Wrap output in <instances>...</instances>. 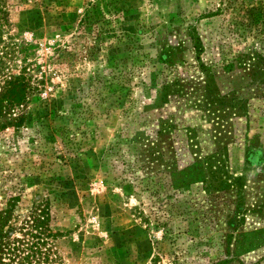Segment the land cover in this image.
<instances>
[{
  "label": "rangeland",
  "instance_id": "1",
  "mask_svg": "<svg viewBox=\"0 0 264 264\" xmlns=\"http://www.w3.org/2000/svg\"><path fill=\"white\" fill-rule=\"evenodd\" d=\"M224 3L3 0L0 55L10 47L14 53L0 77L25 69L36 90L15 111L25 115L21 126L0 132V207L9 196L18 197L16 214L46 201L57 233L52 245L65 264L224 259L231 191L212 198L192 185L168 193L157 165L144 163L145 142L130 141L136 131H153L160 115L176 127L170 144L179 166L193 158L186 127L197 155L225 151L229 173L243 185L242 229L264 230V69L251 75L249 66L234 63L221 70L239 54L264 58V0ZM243 7L261 21L255 36L234 23ZM195 39L199 61L214 74V94L225 102L213 107L216 113L193 104L204 80ZM152 76L157 85L178 80L185 95L151 109ZM162 147L166 160L170 149ZM239 261L264 264V247Z\"/></svg>",
  "mask_w": 264,
  "mask_h": 264
},
{
  "label": "trees",
  "instance_id": "2",
  "mask_svg": "<svg viewBox=\"0 0 264 264\" xmlns=\"http://www.w3.org/2000/svg\"><path fill=\"white\" fill-rule=\"evenodd\" d=\"M221 8L230 5L231 0H223ZM0 0V24L6 22V15ZM221 9H216V12ZM239 12L240 23L245 28L253 30L255 36L259 33L261 23L257 14L252 13L249 7H243ZM252 32V33H253ZM17 48V47H16ZM12 49V50H11ZM192 50L197 56L198 69L204 74L202 81L200 100L195 101L194 107L200 112V108L223 106L222 98L215 96L216 81L211 66H206L199 61L198 56L202 51V45L198 39L194 40ZM14 53L13 47L0 55V74H4L6 65ZM164 63H169L167 56ZM222 64L221 70H229L234 63L239 67L249 66L251 75L263 67L264 58L261 55L239 54L236 58ZM251 62V63H249ZM30 76L25 69H19L16 73H6L0 77V132L13 128L18 129L25 119V115H15L28 101L29 95L36 90L30 84ZM148 89L153 93L151 109L159 110L165 108L171 99H180L181 87L178 80L162 82L157 85L154 77L148 80ZM216 113L215 109L210 111ZM14 116V117H13ZM155 127L150 133L136 131L132 134L130 141L145 145L141 147V153L145 159L144 163L156 164L159 178L166 182L161 183L160 188L171 194L186 191L192 185H200L201 191L206 197L217 198L219 194L231 191L233 209L228 212L225 222L227 232L223 236L225 245V257L216 264H229L233 261L240 264V256L264 247V230L253 228L243 230L244 212L242 209L243 185L239 177H233L227 169V155L222 149H216L208 155H197L193 151V131L184 128L187 146L192 153V159L184 166L178 165V160L173 155L171 137L175 132L173 120L167 116H159L155 121ZM167 143L170 157L164 159V146ZM149 169V167L147 168ZM17 196H9L7 201L0 207V264H65L61 255L52 245L57 233L51 232L49 228L50 212L46 201L32 203L30 207L20 214L15 213ZM208 203V201H207ZM263 230V231H262ZM151 264H155L152 262Z\"/></svg>",
  "mask_w": 264,
  "mask_h": 264
}]
</instances>
